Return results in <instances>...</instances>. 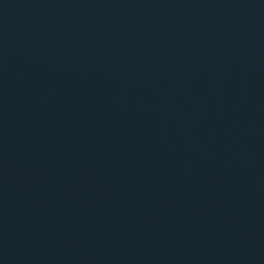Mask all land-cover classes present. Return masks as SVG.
I'll list each match as a JSON object with an SVG mask.
<instances>
[{
  "label": "water",
  "instance_id": "obj_1",
  "mask_svg": "<svg viewBox=\"0 0 264 264\" xmlns=\"http://www.w3.org/2000/svg\"><path fill=\"white\" fill-rule=\"evenodd\" d=\"M0 264H264V0H0Z\"/></svg>",
  "mask_w": 264,
  "mask_h": 264
}]
</instances>
